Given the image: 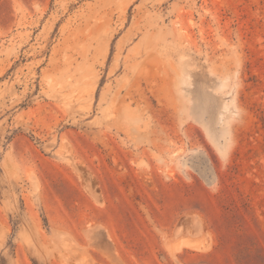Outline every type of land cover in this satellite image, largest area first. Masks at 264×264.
Returning a JSON list of instances; mask_svg holds the SVG:
<instances>
[{
    "label": "rangeland",
    "instance_id": "obj_1",
    "mask_svg": "<svg viewBox=\"0 0 264 264\" xmlns=\"http://www.w3.org/2000/svg\"><path fill=\"white\" fill-rule=\"evenodd\" d=\"M0 264H264V0H0Z\"/></svg>",
    "mask_w": 264,
    "mask_h": 264
}]
</instances>
